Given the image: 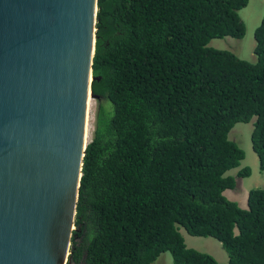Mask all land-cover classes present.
I'll return each instance as SVG.
<instances>
[{
	"label": "trees",
	"instance_id": "trees-1",
	"mask_svg": "<svg viewBox=\"0 0 264 264\" xmlns=\"http://www.w3.org/2000/svg\"><path fill=\"white\" fill-rule=\"evenodd\" d=\"M248 0H97L92 93L69 264H218L179 232L218 241L228 264H264V188L247 209L223 196L248 178L228 138L255 118L264 171V15L255 63L208 47L242 39ZM237 177V178H236Z\"/></svg>",
	"mask_w": 264,
	"mask_h": 264
},
{
	"label": "water",
	"instance_id": "water-1",
	"mask_svg": "<svg viewBox=\"0 0 264 264\" xmlns=\"http://www.w3.org/2000/svg\"><path fill=\"white\" fill-rule=\"evenodd\" d=\"M97 0H0V264H69Z\"/></svg>",
	"mask_w": 264,
	"mask_h": 264
},
{
	"label": "rangeland",
	"instance_id": "rangeland-1",
	"mask_svg": "<svg viewBox=\"0 0 264 264\" xmlns=\"http://www.w3.org/2000/svg\"><path fill=\"white\" fill-rule=\"evenodd\" d=\"M238 13L245 25L246 31L244 37L242 39H234L231 37L213 39L207 46L220 51H229L241 60L255 63L254 33L264 15V0H248L247 6ZM90 103L87 112V137L89 141L94 131L95 114L98 108L96 100H90ZM254 121L255 118H252L249 123H237L228 135V138L244 151L245 156L240 166L237 169L228 171L227 175L235 176L238 170L245 167L250 168L251 175L248 178L236 177V187L233 190L224 191L223 196L230 201L240 199L238 206L243 209L247 208L248 192L251 189L264 188V171H260L258 158L251 148L250 137ZM179 232L187 248L212 256L218 264H228L226 252L215 239L211 237L190 236L183 228H179ZM152 264H172V257L169 252H164Z\"/></svg>",
	"mask_w": 264,
	"mask_h": 264
},
{
	"label": "bare ground",
	"instance_id": "bare-ground-1",
	"mask_svg": "<svg viewBox=\"0 0 264 264\" xmlns=\"http://www.w3.org/2000/svg\"><path fill=\"white\" fill-rule=\"evenodd\" d=\"M90 100H92V99H89V100H88V108H89ZM90 104H91V103H90ZM87 112H88V109H87ZM87 130H88V129H86V141L88 142L89 139H88V137H87ZM88 133H89V132H88Z\"/></svg>",
	"mask_w": 264,
	"mask_h": 264
},
{
	"label": "crops",
	"instance_id": "crops-1",
	"mask_svg": "<svg viewBox=\"0 0 264 264\" xmlns=\"http://www.w3.org/2000/svg\"><path fill=\"white\" fill-rule=\"evenodd\" d=\"M256 184H259V183H256ZM240 199H234L233 201L234 202H236L237 204H238V201H239ZM243 209V208H242Z\"/></svg>",
	"mask_w": 264,
	"mask_h": 264
},
{
	"label": "clouds",
	"instance_id": "clouds-1",
	"mask_svg": "<svg viewBox=\"0 0 264 264\" xmlns=\"http://www.w3.org/2000/svg\"><path fill=\"white\" fill-rule=\"evenodd\" d=\"M227 175V174H226ZM234 202V201H233ZM242 209V208H241ZM247 209V208H246Z\"/></svg>",
	"mask_w": 264,
	"mask_h": 264
}]
</instances>
